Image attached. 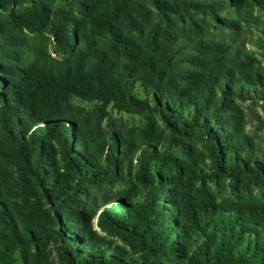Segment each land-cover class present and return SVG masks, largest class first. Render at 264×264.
Masks as SVG:
<instances>
[{"label": "trees", "instance_id": "obj_1", "mask_svg": "<svg viewBox=\"0 0 264 264\" xmlns=\"http://www.w3.org/2000/svg\"><path fill=\"white\" fill-rule=\"evenodd\" d=\"M254 27L264 51V0H0V160L26 207L0 163V264H54L49 244L57 264H264V147L242 105L260 103L264 137ZM74 98L143 125H90Z\"/></svg>", "mask_w": 264, "mask_h": 264}, {"label": "rangeland", "instance_id": "obj_2", "mask_svg": "<svg viewBox=\"0 0 264 264\" xmlns=\"http://www.w3.org/2000/svg\"><path fill=\"white\" fill-rule=\"evenodd\" d=\"M52 9L62 7L68 3V0H45ZM25 35H28V37L32 40L34 47L36 48H42L46 50L47 52L51 53L52 55H56L53 51V44L50 40V34L46 31L42 32L41 34H36L35 32L25 31ZM248 41L246 43V47L248 50H250L260 61L261 65L264 67V51L262 48V38L260 36V32L257 28H252L251 32L248 34ZM142 95V94H141ZM73 105L75 106L77 114L83 118L85 121H87L90 125L96 124L98 128H101L103 130H112V129H118L123 131H129V132H138L140 127L143 125L144 119L139 114H132L127 112H119L116 109L108 106L107 112H101L98 109V103L97 102H89L80 100L78 98H74L72 100ZM242 105L246 109L249 117V121L247 124V128L251 133L258 134V138L263 141L262 145L264 147V137H263V131L259 128H257V121L256 118L252 117L251 115V109L257 111L260 115H263V110L261 108L260 103H255L253 101H244L242 102ZM1 165L5 169L6 175L8 176V182L10 188H11V198L12 201L22 205V207H25V203L22 202V199L20 198V190L17 187V177L14 166L8 162L6 159L0 160ZM228 180H226V183ZM127 186L126 183L118 182L116 183L113 190L110 192V190L107 191V195L109 193H117V191H120L124 189ZM228 189V187L226 188ZM250 193L254 195H258L261 197H264V186L260 188L258 184L251 183L250 187ZM224 192V191H223ZM97 196L99 198H104L103 193L97 192ZM102 199H99L97 204L102 203ZM26 208V207H25ZM99 210H101L103 207L99 206L97 207ZM20 225L25 229H35L39 230L40 226L38 221L35 218H32L28 214L25 215L24 219L20 220ZM120 242V241H119ZM31 250H35L34 247H30ZM15 263L16 264H24L23 260L21 259L18 252H15ZM47 258L50 262H54V264H57V257L56 253L53 249V244L48 245V249L44 253V261L47 262Z\"/></svg>", "mask_w": 264, "mask_h": 264}]
</instances>
